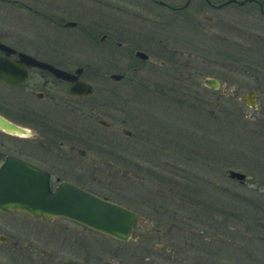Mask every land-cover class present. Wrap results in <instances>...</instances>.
<instances>
[{"label":"flooded vegetation","instance_id":"1","mask_svg":"<svg viewBox=\"0 0 264 264\" xmlns=\"http://www.w3.org/2000/svg\"><path fill=\"white\" fill-rule=\"evenodd\" d=\"M134 1L137 5L152 4L164 9L157 12L158 18H143L145 21H141L147 28V33L142 34L147 37L146 42L140 41L144 39L141 34L122 31L124 24L119 19L113 17L112 24L100 21L98 26L90 29L68 9L55 11L54 2L49 0L52 11H47L46 16L59 28L80 27L94 43H110L122 48L128 58L126 65H114L112 71L100 70L103 67L86 60L68 62L60 52L56 56L42 55L38 43L25 41L29 40L25 37L30 36L8 31L0 25V43L6 46L0 48V58L15 62L4 65L6 73L4 78L0 77V119L15 127H0V164L9 158L19 159L43 170L49 189L61 181H69L110 200L113 199L88 187L87 183L98 180L96 177L103 174L127 177L131 179L128 189L133 191L130 199L137 207L124 205L135 213V224L126 240L61 215L44 219L16 208L0 209V264H264L261 252H264V196L259 191L264 178L252 173L254 176L247 177L246 171L229 166L219 171L221 177H216L215 159L219 154L213 150L215 114L213 109H206L203 99L199 98L195 89L198 81L193 77L203 68L213 69L211 76L202 77L201 84L213 91L220 89V82L213 72L219 70L223 73L222 69L229 66L231 17L227 14L231 4L244 7L243 17H239L244 26L261 28L264 32V0L242 3H238L239 0ZM97 3L115 11L123 7L121 0H99ZM7 5L25 11L26 15L39 13L33 0H0V12ZM130 12V19L138 18L137 10ZM234 13L240 15L239 10ZM69 21L73 23L67 25ZM178 25L180 32L174 29ZM150 29L154 30V35L150 34ZM123 35L137 41L127 42L126 47ZM152 37L157 38L161 50L158 65L151 68L145 66L147 53L144 49L149 47L146 45L150 44ZM54 38L52 36V40ZM244 39L264 42L263 35L256 36V39L246 35ZM200 40L205 43L202 47ZM246 47L254 49L250 43ZM179 48L193 51H185L183 59L177 55L182 53ZM136 51H142L145 57ZM19 52L47 62L69 76L58 75L39 65L23 67ZM215 53L216 57H223L221 63L216 62ZM240 53L245 55L242 49ZM137 59L141 62L138 63ZM198 59L202 63L199 70L194 62ZM208 62L219 66L214 69V65ZM22 69L26 70L23 77ZM141 70H144L142 75ZM96 76L100 77L99 81L94 79ZM205 78H214L217 86L203 83ZM72 80L85 81L89 90L71 92ZM135 92L146 96L143 99H146L149 111L158 106L164 119H153L152 124L149 117L144 121L135 114L134 108L131 111L129 107L126 110L130 118L123 116V104L131 98L130 93ZM231 95L240 100L241 95ZM254 96L255 105L240 102L257 106L255 90ZM218 98L213 96L207 104L214 105ZM198 101L202 104L197 106ZM167 105L171 113L184 105L185 108L190 106L196 115V129L197 120L203 119L202 126L207 122V133L196 134V141L204 139L208 149H203L200 143L192 144L191 133L189 143H184L180 136L169 137L168 133L175 130L170 128L167 132L169 129L165 127ZM224 114L226 117L221 120L226 127L224 130L248 132L247 128L232 129L233 124H237L236 118L232 120L228 109ZM248 133H259L264 140V130H250ZM228 154L227 151L221 154L224 164L231 161ZM201 165L207 168H199ZM72 168L74 172H70ZM199 170L208 174V178L198 175ZM200 190L203 191L201 196ZM184 191L192 192L191 196L184 198ZM249 204L255 205L258 212L247 214L243 206ZM183 211L186 216L176 218ZM139 216L151 218L149 224L140 227ZM153 218H162L164 222L151 224ZM65 221L74 225L68 226ZM187 221L190 225L184 227L182 224ZM61 230L69 231L75 238L73 240L79 241H75L74 248L70 245L72 237L64 236ZM139 233L143 238L136 242L134 237ZM87 234L109 238L114 244L108 249H96L93 254L82 241ZM56 236L61 238L60 243V240H54ZM190 238L194 239L191 242L203 241L202 260H199L198 246L187 243ZM116 241L133 245L126 249L128 256L118 254ZM249 250L252 251L250 255ZM191 253L193 255L189 257Z\"/></svg>","mask_w":264,"mask_h":264},{"label":"rangeland","instance_id":"2","mask_svg":"<svg viewBox=\"0 0 264 264\" xmlns=\"http://www.w3.org/2000/svg\"><path fill=\"white\" fill-rule=\"evenodd\" d=\"M34 6H36V10L39 11V13L26 15L25 11H20L17 8L5 6V8H1L0 12V25L3 27H6L8 31L12 32H21L23 34H27L30 37H25L29 40H25L27 43H38V51L42 55H50V56H56L57 52H60L63 54L68 62H73L78 60H86L94 65H99L103 68H100V70L109 69L108 71H112L111 67L114 65L119 64L126 65L127 62V55L125 52L122 51V48H119L118 46H114L109 44L105 45H98L94 43L93 38L90 36H86L83 32V30L80 27H73L71 29H63L59 28V25L56 26L53 22L49 21V19L46 16L47 11L50 10L51 4L49 5V0H33ZM54 3H52V7L56 10H64L68 9L69 13L76 16L77 19L83 23V25H86V27H89L90 29L98 26V23L100 21L106 22L109 21L111 23L112 18L119 19L124 26H121L122 31L124 32H134L137 34H141L140 37H142L143 33H147V28L144 24L141 23L143 18H158V11H163L164 9H160L158 7H155L152 4H141L137 5L135 4L134 0L130 1H124L121 0L123 7H120L118 11L112 10L110 7H106L104 5H100L97 2L99 0H52ZM103 1H109L112 0H103ZM7 4H11L6 2ZM244 7H239L235 5L234 3L231 4V10H229L227 17L230 15L231 17V28L230 32L228 34L229 40V47L231 48V52L238 54L240 50L242 49L244 51V56L247 60H249L250 63H255V65H246L242 62L236 61L231 59L228 63V67L225 69H222L225 72H219L217 70L216 72H213V74L216 75L217 80L220 82V89L218 88L216 91L206 89L202 86L201 80L204 75L211 76L213 69H206L203 68V71L198 75L195 74L193 77L198 81V84L195 85V89L198 90V96L199 98H202L205 107L213 109L212 112L215 114L214 119V148L215 154H219L216 156L215 159V167L217 173L216 177H221L219 171H222L225 166H229L231 168H235L237 170H244L246 171L247 177H252L255 174L257 176L264 178V140L259 136V133H248L250 130H264V125L262 123L264 122V42H257L255 40L251 39H244V36L248 35L251 38L253 36H264V32H262L261 28L255 29L253 26L248 27L244 26L240 22V18L243 17L242 9ZM135 9L139 12V15H137L138 18L130 19L131 16V10ZM239 10L240 15L238 16L237 13H234V11ZM52 11V10H50ZM227 13V11H226ZM67 17V16H66ZM240 17V18H239ZM69 18V17H67ZM251 21V20H250ZM112 24V23H111ZM110 25V24H108ZM152 25L151 27H153ZM175 31L180 32L181 27L178 25V27L174 26ZM247 29L246 31H244ZM150 34L154 35V30H151ZM256 34V35H255ZM52 36H54V40H52ZM124 36V35H123ZM50 38V39H49ZM123 41H125V46L127 47L129 44L127 42H136L137 40H132L129 38V36H124ZM144 39H140L141 42L148 41L147 37H142ZM157 39V38H156ZM154 37L151 38L150 44L146 45L149 46L147 49H144V51L147 53V58L145 60L147 65H150L151 68L154 65H158L157 61L159 59L161 48L159 49V43L158 40H156ZM55 41V42H54ZM173 42V41H172ZM175 43V42H174ZM200 46H204L205 43H203L201 40L199 41ZM249 43L252 45V48L248 49L246 46L249 45ZM177 44L179 42L177 41ZM182 50L180 55L181 58L186 57L185 51H193V49L188 48H179ZM237 49V50H236ZM240 49V50H239ZM239 50V51H238ZM184 51V52H183ZM189 52V53H191ZM211 56V55H206ZM178 60L179 57L177 56ZM214 58L217 60L216 62L221 63L223 61L222 56L216 57V53ZM244 58V57H243ZM138 63L141 62L139 59H137ZM196 62V68L198 69L199 66H201V61L199 59ZM210 65L213 64V68L217 69L219 66L218 63L208 62ZM194 64V65H195ZM199 70V69H198ZM144 70H141L140 74H144ZM210 73V74H208ZM100 77L96 76L94 79L99 81ZM248 88H253L256 91L257 95V106H250L245 103L240 102V100L237 97H232V93H234V96L242 95L245 90ZM135 91V90H134ZM220 91L222 92L220 94ZM225 93V94H223ZM131 98L127 100L128 102L123 104L124 106V112L123 116H127V108L132 111L131 108H134L135 114L142 120H146L149 117L153 124L154 120H161L164 119V116H161L159 114V108L158 106H155L154 109L149 111L148 106L146 105V99L143 97H146L143 93H130L129 95ZM213 96H219L217 100H215L214 105L212 103L207 104L212 100ZM141 97V99H139ZM193 102V101H192ZM200 101H198L197 106L200 105ZM202 104V103H201ZM195 105V104H194ZM196 106V105H195ZM186 105H184V108H179L177 110L170 111L169 105L166 106L167 110L166 112V129H169L167 132H170V128H174L173 133H168L169 137L175 138L180 136L184 143H189V136L190 133L192 134V144L200 143L203 146V149L207 148L204 145V139H199V142L196 141V134H201V131H204L207 133V122L205 121V125L202 126L203 119H199L198 122V128H195L196 124V115L192 112V108L188 106V108H185ZM120 109V107H119ZM191 109V110H190ZM228 109L230 113L236 118V123L233 124L232 129H245L247 128L248 132H236L231 130H224L226 127L222 123V119L226 117L224 114V110ZM120 112V110H119ZM176 113H178V116L176 117ZM235 114V116L233 115ZM128 117V116H127ZM130 118V117H128ZM130 121V119H128ZM180 120H182L180 122ZM162 128V127H160ZM206 133L204 136H206ZM180 134V135H179ZM201 138V136H200ZM208 149V148H207ZM229 152L228 158L229 163L224 164L223 163V156L221 155L224 152ZM219 152V153H218ZM109 154V153H104ZM112 157V156H111ZM206 160V158H204ZM113 161V159H112ZM196 163L199 164V162L196 161ZM199 168L206 169V166H200ZM198 168V169H199ZM101 170L102 168L99 167ZM197 169V171H198ZM70 172H74V169H70ZM203 170H199L198 175L207 176L208 174L202 173ZM252 173V174H251ZM113 174V173H112ZM197 175V176H198ZM107 177L110 178V180L107 179ZM98 180H94L89 183H87L88 187H91L92 189L98 191L101 194L107 195V197L113 199L114 201L126 205L131 208H137L133 204V200L131 193L133 194L132 190L128 189V185H131V179H127V177H123L120 175H113V176H99L96 177ZM210 178V175H209ZM223 181V180H222ZM261 189V190H260ZM259 191H261V195L264 196V185H259ZM200 196L203 193L202 190L199 191ZM263 193V194H262ZM192 192L184 191V198L187 196H191ZM194 194L195 191H194ZM223 199H226L223 197ZM264 199V197H263ZM262 203V201H260ZM185 209L186 203L183 204ZM233 205V203H232ZM233 207V206H232ZM236 208V207H235ZM243 210H246L248 213H254L258 212L256 211L257 207L255 205H246L243 206ZM186 216L183 212H179V215L176 216V218H183ZM191 217V215H190ZM167 218H169L167 216ZM139 226L142 227L144 225L149 224V217L145 216H139ZM155 222L163 221L162 218H153V221L151 224H155ZM164 222V221H163ZM64 224L71 226L74 225L72 222L65 221ZM163 224V223H162ZM182 225L188 226L190 225L189 222H184ZM139 227V228H140ZM61 233L66 236H73L69 231L61 230ZM57 234V233H55ZM88 235V234H87ZM139 235V236H138ZM135 238L136 242H141V239L143 238L142 234H138ZM105 237V236H104ZM187 237V236H186ZM74 237H72L71 240V247H75V241L79 242L77 239L73 240ZM61 238L59 236H56L54 240H60ZM75 239V238H74ZM109 238H101L98 236H86L82 241L83 244L87 246V249L94 254V251L96 249H108L111 247L113 243L112 240H108ZM194 240L193 238H190L187 243L192 244L194 246H198L199 252V260H202L203 254H202V247H203V241L197 240L195 242H191ZM115 241V240H114ZM61 240L58 242L60 243ZM117 242V241H116ZM117 245L119 246L117 249L118 254H125L128 256V251L126 249L132 248V244L128 245L125 243L117 242ZM61 246H63V243H61ZM255 252V250L253 251ZM264 257V252L261 251ZM252 253V251L249 250V255ZM192 253L188 255L189 257H192ZM249 264V263H247Z\"/></svg>","mask_w":264,"mask_h":264},{"label":"water","instance_id":"3","mask_svg":"<svg viewBox=\"0 0 264 264\" xmlns=\"http://www.w3.org/2000/svg\"><path fill=\"white\" fill-rule=\"evenodd\" d=\"M245 0H239L242 3ZM72 21L66 22L67 25ZM6 46L0 43V48ZM145 57L142 51H136ZM22 65H39L51 69L54 73L68 77L69 73L57 69L47 62L38 60L19 52ZM15 64L9 59L0 58V77L4 78V65ZM22 69L21 75L25 74ZM116 77V74H111ZM203 83L216 87L214 78H205ZM71 92L84 93L89 90L85 81L72 80L69 86ZM242 102L255 105L254 90L248 89L240 96ZM0 127L13 129L0 119ZM16 208L30 214L39 215L44 219L61 215L97 231H101L119 240H126L135 224V213L128 207L103 197H100L69 181H61L52 189L47 185L46 173L22 160L9 158L0 164V209Z\"/></svg>","mask_w":264,"mask_h":264},{"label":"trees","instance_id":"4","mask_svg":"<svg viewBox=\"0 0 264 264\" xmlns=\"http://www.w3.org/2000/svg\"><path fill=\"white\" fill-rule=\"evenodd\" d=\"M228 57H229V60L233 59V60L242 62L243 64H246V65H255V63H250L249 60H247L246 57L244 55H242L240 52H239V55L235 54L233 52H230Z\"/></svg>","mask_w":264,"mask_h":264}]
</instances>
